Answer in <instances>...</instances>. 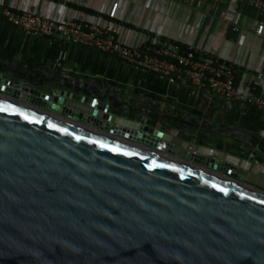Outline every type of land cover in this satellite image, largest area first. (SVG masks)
I'll use <instances>...</instances> for the list:
<instances>
[{"label": "water", "instance_id": "obj_1", "mask_svg": "<svg viewBox=\"0 0 264 264\" xmlns=\"http://www.w3.org/2000/svg\"><path fill=\"white\" fill-rule=\"evenodd\" d=\"M34 77L0 60V264H264L237 165L178 154L155 113L116 122L100 84Z\"/></svg>", "mask_w": 264, "mask_h": 264}, {"label": "crops", "instance_id": "obj_2", "mask_svg": "<svg viewBox=\"0 0 264 264\" xmlns=\"http://www.w3.org/2000/svg\"><path fill=\"white\" fill-rule=\"evenodd\" d=\"M4 1L49 15L62 10L73 17L87 13L68 6L71 2L98 13H88L95 21L99 15L108 18L112 3L120 1L115 22L123 41L134 43L146 34L162 35L234 64L240 69L239 80L252 81L264 94V38L255 34L259 17L240 1ZM0 60L37 74L33 82L44 90L51 87L48 80L52 77L100 84L122 99L121 105L112 106L116 122L132 124L122 120L123 111L155 113L158 116L149 117L148 122L165 130L164 140L177 145L180 155L191 149L230 161L248 183L264 190V112L253 106L167 80L92 47L27 33L2 16ZM192 123L205 126L199 129Z\"/></svg>", "mask_w": 264, "mask_h": 264}, {"label": "built area", "instance_id": "obj_3", "mask_svg": "<svg viewBox=\"0 0 264 264\" xmlns=\"http://www.w3.org/2000/svg\"><path fill=\"white\" fill-rule=\"evenodd\" d=\"M258 14L255 34L264 38V0H235ZM120 1H114L108 18L91 14L73 17L65 11L49 15L33 8H21L0 0V16L27 33L98 49L136 68L170 81L189 83L226 99L254 106L264 112V94L252 81H238L237 67L211 54L178 43L159 34H146L139 42H125L119 36Z\"/></svg>", "mask_w": 264, "mask_h": 264}, {"label": "trees", "instance_id": "obj_4", "mask_svg": "<svg viewBox=\"0 0 264 264\" xmlns=\"http://www.w3.org/2000/svg\"><path fill=\"white\" fill-rule=\"evenodd\" d=\"M68 6L72 7V8H75V9H78L80 11H83V12H87V13H92L94 15H97L98 13H96L94 10L90 9V8H87V7H83V6H79V5H76L74 3H71V2H67ZM183 49H187L189 48L188 46L184 45V44H181V43H178ZM238 69V74H237V78H238V81L241 77V74H240V69ZM254 107V106H253ZM256 108V107H255ZM263 144V143H262Z\"/></svg>", "mask_w": 264, "mask_h": 264}, {"label": "flooded vegetation", "instance_id": "obj_5", "mask_svg": "<svg viewBox=\"0 0 264 264\" xmlns=\"http://www.w3.org/2000/svg\"><path fill=\"white\" fill-rule=\"evenodd\" d=\"M91 88L90 87H86V91H90ZM108 96L112 97L114 100H118L120 97L118 95H115L114 93L108 91ZM194 126H198L199 129H201V127L205 126V123L200 125V124H196V123H192ZM208 126V125H206Z\"/></svg>", "mask_w": 264, "mask_h": 264}, {"label": "rangeland", "instance_id": "obj_6", "mask_svg": "<svg viewBox=\"0 0 264 264\" xmlns=\"http://www.w3.org/2000/svg\"><path fill=\"white\" fill-rule=\"evenodd\" d=\"M169 128H170V125H169ZM172 129H175L174 127ZM180 130V129H179ZM167 141V140H166ZM168 142V141H167ZM173 149L178 153V154H181V151H178V146L177 145H174L173 146ZM191 151V149H187V151L185 150V152L183 151V153L186 155V154H189ZM197 151V150H196ZM183 156V155H182Z\"/></svg>", "mask_w": 264, "mask_h": 264}]
</instances>
